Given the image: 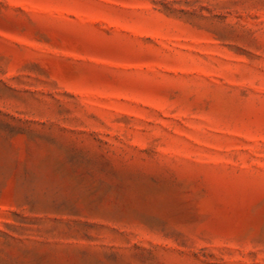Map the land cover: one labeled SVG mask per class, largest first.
I'll return each mask as SVG.
<instances>
[{
	"label": "rangeland",
	"instance_id": "374dc122",
	"mask_svg": "<svg viewBox=\"0 0 264 264\" xmlns=\"http://www.w3.org/2000/svg\"><path fill=\"white\" fill-rule=\"evenodd\" d=\"M0 264H264V0H0Z\"/></svg>",
	"mask_w": 264,
	"mask_h": 264
}]
</instances>
